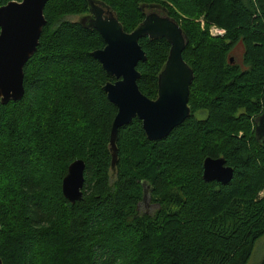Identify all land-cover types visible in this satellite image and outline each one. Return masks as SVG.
I'll list each match as a JSON object with an SVG mask.
<instances>
[{
  "label": "trees",
  "instance_id": "16d2710c",
  "mask_svg": "<svg viewBox=\"0 0 264 264\" xmlns=\"http://www.w3.org/2000/svg\"><path fill=\"white\" fill-rule=\"evenodd\" d=\"M101 1L126 32L150 4L180 24L194 71L191 115L160 140L134 118L118 131L113 165L118 110L103 86L115 78L92 54L105 41L66 18L87 15L88 0H49L40 44L24 68L25 95L0 111V257L4 264H248L264 236V138L255 128L264 109V0ZM200 16L205 29L192 20ZM209 25L225 33L212 36ZM239 42L242 64L231 55ZM140 44L147 59L137 66L138 85L156 99L170 44L148 37ZM207 157H223L233 179L205 181ZM77 159L86 164L83 198L71 203L62 184ZM143 181L159 204L154 214L139 211Z\"/></svg>",
  "mask_w": 264,
  "mask_h": 264
},
{
  "label": "water",
  "instance_id": "95a60500",
  "mask_svg": "<svg viewBox=\"0 0 264 264\" xmlns=\"http://www.w3.org/2000/svg\"><path fill=\"white\" fill-rule=\"evenodd\" d=\"M49 0L11 1L0 7V111L3 105L17 102L25 95V65L36 53L43 28L47 21L44 9ZM90 17L82 23L96 29L105 46L92 54L115 81H108L103 89L108 99L117 107L112 123L110 143L115 165L116 140L119 129L139 118L150 140L167 137L190 115L188 105L194 71L183 57L187 36L180 24L169 15L158 12L146 14L144 20L132 32H126L109 5L99 0H88ZM164 9L160 5H144ZM165 10V9H164ZM165 38L170 51L158 77V97L150 99L138 85L139 62L147 55L140 39ZM264 101V95H263ZM256 135L264 138V109L256 119ZM86 164L83 159L73 161L63 179L62 190L68 201L75 203L83 198ZM203 179L207 182L229 183L234 170L223 157H207L203 165ZM144 197L150 192V184L143 181ZM1 229V224H0ZM0 264H4L0 257Z\"/></svg>",
  "mask_w": 264,
  "mask_h": 264
},
{
  "label": "rangeland",
  "instance_id": "374dc122",
  "mask_svg": "<svg viewBox=\"0 0 264 264\" xmlns=\"http://www.w3.org/2000/svg\"><path fill=\"white\" fill-rule=\"evenodd\" d=\"M168 4L176 11L177 15L181 18V19H186L189 18L188 16H186L174 3H172L171 1H168ZM146 11L148 12L149 9H146ZM83 15H69L66 18L71 20V21H79L82 18ZM192 19V18H190ZM195 22L200 24V27L202 29H205L206 23L204 21V17L200 16L198 18H194L192 19ZM218 27V26H217ZM220 28V27H219ZM208 31L212 36H221V34H215L213 32H215L214 30H212V25H209L208 27ZM243 54H244V46L242 44V42H239L233 49L231 55L234 58V61L237 62L238 64H242L243 62ZM243 66H245L243 64ZM5 106V105H3ZM16 114H12L10 116L9 119V127L11 130L10 136L11 138H15L17 137L15 131L13 129H15L17 123H18V119L20 118V114H17V112L15 111ZM198 116H204V113H198L196 114ZM48 130V129H46ZM49 131V130H48ZM49 142L51 143V139L48 137ZM49 143V144H50ZM45 147H48L47 145H44ZM114 171L111 172L112 176L114 175ZM159 204L156 203L155 201H153V198L150 194V192L147 193L146 198L141 202V204L139 205V211L141 214L147 213V214H154L155 211L158 210ZM264 257V236L262 238H260L258 240V242L256 243L254 252L248 262V264H259V262L263 259Z\"/></svg>",
  "mask_w": 264,
  "mask_h": 264
},
{
  "label": "flooded vegetation",
  "instance_id": "af4514ba",
  "mask_svg": "<svg viewBox=\"0 0 264 264\" xmlns=\"http://www.w3.org/2000/svg\"><path fill=\"white\" fill-rule=\"evenodd\" d=\"M0 1H3V2H1L0 3V7L1 6H4V5H6V4H8L9 2H11V1H15V2H22L23 0H0ZM99 1H101V0H99ZM103 2V1H102ZM105 3V2H104ZM108 5V4H107ZM146 9H149V11L147 12L146 11ZM153 11H155V12H158V13H160L161 15H163L164 14V10L163 9H161V8H153V7H148V6H145L144 7V12H145V14H148V13H150V12H153ZM90 11H89V13L87 14V15H85L84 17H82L80 20L81 21H83V20H85V21H87L88 20V18L90 17ZM165 15V14H164ZM0 30H1V28H0ZM144 200V199H143Z\"/></svg>",
  "mask_w": 264,
  "mask_h": 264
},
{
  "label": "built area",
  "instance_id": "2783aa9c",
  "mask_svg": "<svg viewBox=\"0 0 264 264\" xmlns=\"http://www.w3.org/2000/svg\"><path fill=\"white\" fill-rule=\"evenodd\" d=\"M212 30L215 31V32H213L215 34H221V35H223L225 33V30L224 29H221V28L217 27L216 25H212Z\"/></svg>",
  "mask_w": 264,
  "mask_h": 264
}]
</instances>
